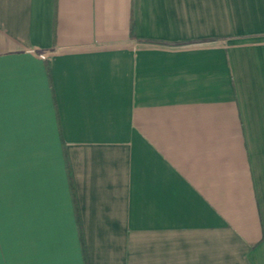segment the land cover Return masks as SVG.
<instances>
[{"label": "crops", "instance_id": "crops-1", "mask_svg": "<svg viewBox=\"0 0 264 264\" xmlns=\"http://www.w3.org/2000/svg\"><path fill=\"white\" fill-rule=\"evenodd\" d=\"M0 264H264V0H0Z\"/></svg>", "mask_w": 264, "mask_h": 264}]
</instances>
